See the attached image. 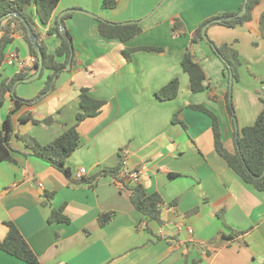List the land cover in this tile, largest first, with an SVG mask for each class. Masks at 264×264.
Returning a JSON list of instances; mask_svg holds the SVG:
<instances>
[{"label":"crops","instance_id":"0c3cea01","mask_svg":"<svg viewBox=\"0 0 264 264\" xmlns=\"http://www.w3.org/2000/svg\"><path fill=\"white\" fill-rule=\"evenodd\" d=\"M102 2L60 0L46 26L30 9L51 54L60 39L47 32L63 12L76 9L96 17L64 15L75 55L46 96L36 100L51 71L16 86L15 94L33 104L12 116L14 160L0 161V240L7 236L6 222H13L40 264H264V191L240 180L215 150L211 118L191 108L202 105L218 115L224 147L236 154L237 130L227 111L230 78L211 46L192 40L204 21L239 12L246 0H167L161 6L162 0H118L114 10L103 9ZM154 10L142 32L128 42L98 32L99 18L122 23ZM263 13L261 0L244 25L211 23L207 29L211 41L233 46L242 61L232 89L238 132L254 125L264 108ZM173 18L183 22L185 35L172 32ZM13 38L0 67V85L24 68L33 70L28 43L19 34ZM145 47L162 51L137 50ZM126 50H133L130 60ZM188 50L206 74L202 93L192 92L182 68ZM11 54L17 57L9 60ZM174 78L180 81L177 98L159 100L156 93ZM82 88L105 105L78 126L80 146L67 160L71 177H66L32 155L19 136L46 145L74 126ZM13 108L14 98L8 95L0 108V128ZM176 114L179 122L174 123ZM123 162L130 170H142L140 184L163 199L162 225L144 219L133 206L130 189L136 184L122 181ZM110 169H120L118 177L100 175ZM63 206L70 222L50 223L51 213ZM104 213L113 217L101 227ZM0 264L29 263L0 250Z\"/></svg>","mask_w":264,"mask_h":264},{"label":"trees","instance_id":"16d2710c","mask_svg":"<svg viewBox=\"0 0 264 264\" xmlns=\"http://www.w3.org/2000/svg\"><path fill=\"white\" fill-rule=\"evenodd\" d=\"M59 2L60 0H0V21H2L0 27V67L4 62L7 49L13 42L15 34L21 35L26 40L30 48V53L36 60L33 70L24 68L15 74L11 80H6L0 85V108L6 97L8 95L12 97L14 94V108L10 111L8 117L0 128V161L14 160L12 150L9 146L10 138L14 133L12 116L21 106L33 104V100L19 98L15 94V88L18 84L22 83L23 80L31 77L35 73L34 71H36L34 69H37L39 66L38 53L28 37L27 27L22 22L21 18L16 16V14L25 18L32 28L33 34L39 39L40 47L44 55V67L41 77L46 71H51L45 88L36 98V100H39L54 88V80L63 73L72 55L74 58L75 47L69 31L66 29L65 32L62 33L59 28L58 20L55 19L54 26L47 32V36L56 35L60 39V45L53 54L48 53L45 43L41 38V33L37 28L32 14H30V9L32 7L35 8L36 17L39 22L46 26L54 19V13ZM260 2L261 0H248L247 3H244L239 12L243 10L245 5L247 6V12L242 17H238L239 12H234L204 21L196 30L192 42L203 41L202 30L204 26L209 23H216L214 21L222 17H232V19L218 23L220 25L230 28L244 25L252 19L253 11ZM117 6L118 0H103L102 2V8L105 10H114ZM260 28L264 37V13L260 19ZM98 32L105 39L119 40L125 43L139 35L142 32V26L134 24L119 25L117 23H110L98 19ZM172 32L175 35H185V25L179 18H173ZM206 42L211 46L214 53L222 60L228 77L230 78L232 73L233 80L239 81V69L242 65V61L239 57L238 51L231 45L217 46L210 39ZM137 50L162 51L161 49L152 47H145ZM132 52L133 50L124 51L128 60L131 59ZM60 59L63 61H60ZM182 68L184 72L189 75L191 90L193 93H202L207 90L205 84L207 80L206 74L196 61L191 50L186 52L182 60ZM179 89L180 81L178 78H174L165 87L160 89L156 93V96L161 101H171L177 98ZM79 93L81 111L77 114L76 124L68 128L58 138L49 144L42 145L31 136H19L25 143L26 147L31 150L32 155L46 161L52 167L62 172L66 177H71V169L67 166V160L80 146L78 126L84 120L98 116L105 105V102L92 98L89 95L88 88L80 89ZM262 102L264 103L263 99ZM191 108L203 112L211 118L214 131L215 150L227 162L228 166L234 171L240 180L243 183L254 187L258 191H264V177L261 178L264 172V108L258 115L254 125L244 127L239 132H234L237 148L236 154L229 153L224 147V138L218 115L202 105L191 106ZM227 111L235 122V110L232 98H230V93L227 94ZM177 116L178 114L174 117V123L179 122ZM33 122L35 124L39 123L37 120H33ZM44 122H51V118L46 119ZM119 171L120 169L104 170L100 175L109 174L118 177ZM121 179L122 181H125V179ZM130 192V199L133 206L143 215L144 219L148 221H156L162 225V207L164 201L161 196L158 193L149 194L141 184L133 186L130 189ZM47 197L49 199L52 195L48 194ZM63 211L64 206L59 210H54L49 217V222L69 223L70 221L63 214ZM112 217V213L102 214L99 218L100 226L105 227L108 225L112 220ZM6 226L8 227V233L3 240H0V250L29 264H40L37 256L30 248L18 227L13 222H6Z\"/></svg>","mask_w":264,"mask_h":264},{"label":"water","instance_id":"95a60500","mask_svg":"<svg viewBox=\"0 0 264 264\" xmlns=\"http://www.w3.org/2000/svg\"><path fill=\"white\" fill-rule=\"evenodd\" d=\"M167 0H162V2L160 3V6ZM248 2V0H246V3ZM159 6V7H160ZM74 12H80V13H83V14H87V15H90V16H94L96 17L94 14H91V13H88V12H85V11H80V10H69V11H66V12H63L59 18H58V23H59V28L61 30L62 33L65 32L66 30V27L64 25V22H63V17L64 15L66 14H69V13H74ZM156 12V10H154L149 16H147L146 18H143L141 20H138V21H129V22H123V23H120L119 25H127V24H134V25H142L144 24L154 13ZM247 12V6L245 5L243 10L238 13V17H242L243 15H245ZM16 16L20 17L22 22L25 24V26L27 27V30H28V37L30 38V41L31 43L33 44V47L35 48V50L37 51L38 53V59H39V66L38 68L36 69L35 73L23 80V82L25 83H29V82H32L38 78H40L41 74H42V71H43V67H44V55H43V52H42V49L40 47V43H39V39L36 35L33 34V31H32V28L30 27V25L28 24V22L25 20L24 17L16 14ZM232 19V17H222V18H219V19H216L214 22L216 23H220L222 21H226V20H230ZM1 24H2V21H0V27H1ZM211 23L207 24L206 26H204L203 30H202V36H203V39L205 41H208L209 40V37H208V34H207V29L209 27ZM217 52V50H216ZM72 59H73V55L71 56L70 58V62L68 64V67L67 69L71 68V64H72ZM233 84H234V80H233V76H232V73L230 75V88H229V93H230V98H232V89H233ZM14 96V94H13ZM235 126H236V130L238 131V124H237V121L235 119ZM264 177V172L261 176V178Z\"/></svg>","mask_w":264,"mask_h":264},{"label":"built area","instance_id":"2783aa9c","mask_svg":"<svg viewBox=\"0 0 264 264\" xmlns=\"http://www.w3.org/2000/svg\"><path fill=\"white\" fill-rule=\"evenodd\" d=\"M17 55L16 54H11L9 56V60H13L14 58H16ZM35 58L32 59L31 61V65H32V68H34V65H35ZM23 66H25V63H21ZM28 69V68H27ZM86 173V170L85 169H82L80 171V174H85ZM121 177L127 181H132L134 182L135 184H140V179H141V174H142V170H130L127 165H126V162H123V167H122V170H121ZM190 233H193V230L192 229H188Z\"/></svg>","mask_w":264,"mask_h":264},{"label":"rangeland","instance_id":"374dc122","mask_svg":"<svg viewBox=\"0 0 264 264\" xmlns=\"http://www.w3.org/2000/svg\"><path fill=\"white\" fill-rule=\"evenodd\" d=\"M99 19H101V20H104V19H102V18H99ZM104 21H106V20H104ZM130 21H138V20H130ZM106 22H108V21H106ZM125 22H129V21H125ZM111 23V22H110ZM123 23V22H122ZM117 24H120V23H117ZM36 70V69H35ZM41 77V76H40ZM16 89V88H15ZM16 92V91H15Z\"/></svg>","mask_w":264,"mask_h":264}]
</instances>
